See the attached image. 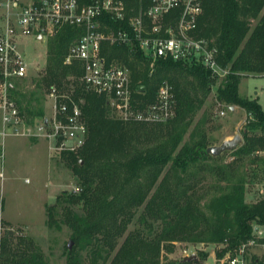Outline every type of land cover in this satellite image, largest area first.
<instances>
[{"label": "trees", "instance_id": "trees-1", "mask_svg": "<svg viewBox=\"0 0 264 264\" xmlns=\"http://www.w3.org/2000/svg\"><path fill=\"white\" fill-rule=\"evenodd\" d=\"M126 1L137 4L136 0ZM203 12L195 34L216 45L217 61L225 74L201 63L172 59L158 60L151 72L150 59L141 50L122 44L103 46L109 61L131 70L134 98L139 107L155 101L164 82L172 86L175 114L166 123L121 120L114 115L104 95L86 88L81 81L80 63L64 62L83 28L63 26L49 40L50 63L38 85L48 92L55 88L65 96L63 101L81 105L89 134L78 152L62 154L79 190L63 191L54 204L47 206L48 222L58 223L56 212L60 208L61 221L73 228L74 241L82 248L91 247L93 258L99 256L103 247L107 252L115 249L118 238L142 206L138 219L148 233L130 232L112 264H159L162 249L179 240L227 242L219 252L222 256L227 250L235 251L249 242L254 221L264 223V196L247 204L245 192L239 186L222 200L227 212L233 210V224L226 226L220 222L211 236L206 237L211 223L200 204L197 190L200 177L190 168H201L204 161L215 158L206 154V149L217 142L200 124L184 141L185 128L215 87L220 106L229 110L238 106L247 111L241 132L243 144L233 152L240 153L241 158L264 149V109L258 97H243L239 91L244 77L264 76V0H204ZM106 23L113 29L128 27L127 21H113L109 17ZM10 92L27 123L44 116L42 97L35 96L36 92L28 98L21 94L19 99L14 84ZM4 222L0 218V223ZM14 236L10 230L4 234L0 264L36 263L32 241L19 238L13 243ZM75 249H69V264H83L80 251ZM189 263L184 259L180 262ZM251 264L264 261L254 255Z\"/></svg>", "mask_w": 264, "mask_h": 264}, {"label": "built area", "instance_id": "built-area-1", "mask_svg": "<svg viewBox=\"0 0 264 264\" xmlns=\"http://www.w3.org/2000/svg\"><path fill=\"white\" fill-rule=\"evenodd\" d=\"M0 0L4 14L0 21V140L10 133L41 137L49 141L53 153H75L86 143L89 129L77 102L63 101L56 89L49 92L52 114L29 124L21 115L10 90L13 79L26 77L28 62L21 47L23 37L45 36L63 26L84 29L71 45L64 62H79L81 81L86 88L107 98L116 116L124 121L160 123L175 114L172 86L164 82L156 100L143 108L134 98L131 70L109 61L104 44L130 45L150 59L151 72L158 60L172 59L187 64L201 63L216 73L225 74L217 61L218 48L208 38L195 34L204 13V0ZM127 21L128 27L113 29L106 23ZM226 112L221 111V115ZM48 118V123L45 119ZM264 155V149L257 151ZM5 152H0V177H5ZM264 191V189H263ZM252 238L235 251H228L225 264H249L252 249H260L264 261V223H252ZM4 233L0 230V255Z\"/></svg>", "mask_w": 264, "mask_h": 264}, {"label": "rangeland", "instance_id": "rangeland-1", "mask_svg": "<svg viewBox=\"0 0 264 264\" xmlns=\"http://www.w3.org/2000/svg\"><path fill=\"white\" fill-rule=\"evenodd\" d=\"M3 14L4 11L0 8L1 22ZM255 22L256 20L253 21ZM54 34L48 33L42 39L34 36L23 37L21 47L28 62V73L24 78L13 79L17 98L21 99V94L26 98L31 97L33 92H36L35 96L42 97L44 116L52 114L53 104L49 92L39 87L38 83L40 84L41 79L47 74L50 63L49 40ZM239 91L243 97H259L264 109V76L244 77ZM222 110L226 112L224 115L220 114ZM246 112L238 106L234 111L220 106L216 100L214 87L202 108L195 113L192 123L185 128L184 141L188 140L194 129L201 126L213 134L216 144H220L225 138L242 132L247 119ZM114 115L116 116L115 113ZM1 126L0 114V128ZM2 149L5 152V177L4 179L0 177L2 199L0 218L5 222L0 223V230L4 234L8 230L14 232L15 236L11 239L13 243H17L19 238L32 241L31 251L36 253L37 262L31 264H69V249L74 247L76 251H80L83 264H112L117 250L130 232L144 230L148 233L147 229H144L145 225L138 219L142 206L137 209L135 218L118 238L115 249L107 252L103 247L99 256L93 258L91 247L82 248L74 241L73 228L67 222L61 221L60 208L56 212L58 223L48 222L47 206L54 204L57 196L63 191L79 190L74 175L62 158L64 153L50 151L49 141L45 138L10 133L4 140H0V152ZM233 151L204 161L201 168H190L191 172L200 177L197 188L201 197L200 204L211 223L207 238L220 222H225L226 226L233 224V210L227 212L222 200L234 188L242 186L247 204L254 203L264 196V155L255 152L239 158L240 153ZM154 225L157 227L158 223ZM71 242L72 245L69 247ZM226 246L227 242L224 241L179 240L162 249L159 264H180L184 256H191L193 253L198 259L189 261L191 262L189 264H225L228 250L222 256L219 252ZM250 253L251 255L247 256L249 264L254 255L261 254V250L252 249Z\"/></svg>", "mask_w": 264, "mask_h": 264}, {"label": "water", "instance_id": "water-1", "mask_svg": "<svg viewBox=\"0 0 264 264\" xmlns=\"http://www.w3.org/2000/svg\"><path fill=\"white\" fill-rule=\"evenodd\" d=\"M39 39H42V36H39ZM230 110L234 111L235 107H230ZM45 123H48V118L45 119ZM243 136L242 133H236L232 137L225 138L220 144L211 145L206 149V154L211 155L213 157H217L222 155L224 152L235 150L240 144H243ZM83 163V161H82ZM12 232V231H11ZM72 242L69 243V247H71ZM187 251L185 252V255ZM198 256L193 253L191 256H184L185 261L197 260Z\"/></svg>", "mask_w": 264, "mask_h": 264}, {"label": "crops", "instance_id": "crops-1", "mask_svg": "<svg viewBox=\"0 0 264 264\" xmlns=\"http://www.w3.org/2000/svg\"><path fill=\"white\" fill-rule=\"evenodd\" d=\"M259 98V97H258ZM9 221V220H8Z\"/></svg>", "mask_w": 264, "mask_h": 264}]
</instances>
